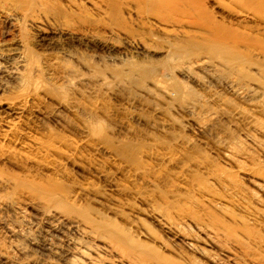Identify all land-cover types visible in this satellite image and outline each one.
<instances>
[{"label": "bare ground", "instance_id": "obj_1", "mask_svg": "<svg viewBox=\"0 0 264 264\" xmlns=\"http://www.w3.org/2000/svg\"><path fill=\"white\" fill-rule=\"evenodd\" d=\"M65 1L70 5L65 4L67 9L76 7L75 2ZM187 1H192L194 15L202 16L203 0H134L137 9L145 14V20L153 21L165 33L166 40L158 51L167 55L159 65L151 61L141 62L136 71L141 79H154L153 89L142 88L143 94L152 92L154 100L165 99L166 111L185 114L186 124L197 134L216 133V153L221 152L224 165H233V171L218 162H211L197 149L193 140L182 136H176L173 141L182 148V153L192 154L187 157L174 155L173 145L149 137L148 149L125 148L121 152L111 149L107 143L106 127L101 120L97 121V118H103L101 109L93 107L87 110L84 106L82 109L76 99L78 91L75 87L84 80L75 75L76 71L70 70L66 63H84L83 56L79 55L81 49L92 53L95 49L106 50L113 46L108 47L92 32L88 34L87 30L73 24L74 17L78 18V15L76 11V14L74 11L70 13V9V14H67L62 0V3L59 0H0V15L8 18L20 16L34 26L58 21L56 28L50 31L38 30L44 52L41 67L38 66V55L22 51L17 54L11 68L0 70L8 78L25 85L26 93L31 88L22 100L6 102V110L0 114V164L7 163L25 171L17 175L0 168V264H264V167L261 166L263 163H256L257 155L253 157L254 153H250L252 147L262 155L260 157H264V0H224L227 2L224 10L230 15L228 20H218L211 14L212 17L206 19L204 16L205 19L199 18L194 24H190L191 20L188 24L187 21L164 18L166 11L169 15L173 13L166 7L167 3ZM85 2L91 11L100 13L104 12L102 6L110 1ZM187 24L195 26L197 32L194 37L197 38L190 39L186 35L184 25ZM241 24H246V27ZM129 44L138 55L157 53V49L154 46L155 49L150 48L151 45H147L143 38L138 41L130 39ZM109 59L113 60L112 57ZM40 72L46 80L54 79L60 83L47 89L40 77L33 78ZM175 73L181 75L186 83L177 80L172 83ZM188 84L205 89L207 93L209 91L208 97H203L193 88L191 90ZM42 87L56 98L58 109L82 111L92 119L82 129L85 134L82 147L92 145L94 152L108 155L120 164L119 171L128 173L136 182H146L150 173L168 171L181 165V159H186L187 164L180 168L178 176L175 175L188 187H185L188 190L184 195L176 192L156 196L158 202L153 201L154 192L146 197L140 193L138 197L148 206L147 217L162 229L173 245L161 239L138 217H133L132 214H139V211L135 213V207L125 205L116 208V202L112 205V201L106 212L91 204L80 205L82 198L93 197L97 202L105 201V198L89 187L78 188L79 185L72 192L69 180L70 185H66L58 178L43 179L35 170L33 173L31 168L28 170L27 167L31 166L43 174L48 171L61 178L66 174L61 163L51 165L48 161L51 154H60V147L68 143L56 137L37 139L17 131L28 111V98L36 96ZM234 101L244 106H234ZM159 112L158 115L166 117L167 112ZM229 120L233 124L245 125L243 136L252 146L246 142L247 149L242 141L231 137L221 127L223 121ZM175 125V121L170 120L158 128L163 134L176 129L182 133L183 126L177 128ZM13 137L14 144L27 152L19 155L26 165L21 159L16 160L12 150L3 149L6 143L13 142ZM78 148H73V152L67 151L66 162L77 159ZM149 162L155 163V168ZM194 170L198 171L186 179L185 175ZM155 177L163 180L157 174ZM244 181L254 189L246 188L248 184L245 187ZM123 191L116 189L115 192L121 195ZM125 210L132 216L126 215ZM2 235L9 240L5 239L8 246L4 244Z\"/></svg>", "mask_w": 264, "mask_h": 264}, {"label": "rangeland", "instance_id": "obj_2", "mask_svg": "<svg viewBox=\"0 0 264 264\" xmlns=\"http://www.w3.org/2000/svg\"><path fill=\"white\" fill-rule=\"evenodd\" d=\"M59 1L60 3L63 2L64 3L63 5L67 3L65 0L64 1L62 0V2L61 0ZM71 1L75 2L76 5L74 3L73 4L76 7H72L71 8L72 11H71L70 8L68 9L66 8L67 6L68 7L70 6L67 3L66 4L67 6L65 5V8L67 10L65 9V11L68 12L69 9H70L69 11L70 13L73 11L75 13L76 11L77 14L76 13L75 14L78 15V18L73 16L75 18L74 21L72 19L73 24H76L77 26L81 27L84 31L87 30L88 34H90L89 31L92 32L95 36L99 38V40L101 41L103 40L105 43H107L106 45H108V47L110 46L114 47V48L111 47L112 49L107 48L106 50L105 48L102 49L98 48V50L97 49L93 50L92 53L88 51L85 53L81 49L79 50V55L83 56L85 60L84 63L78 64L72 61H68L66 63L67 67L70 70H72L73 72L76 71L75 73L77 74L75 75L81 76L82 79L84 80L83 83L81 82L79 85L78 84L76 85L78 88L75 87V89L78 91L77 92L78 94L76 93L77 94L76 99L78 103L80 102L79 104L82 106V109L83 106L84 109L88 108L87 110L93 107L94 109L97 110L101 109L100 113H102L101 115H103V118L100 119L99 117L97 118L98 120L97 119L96 120L97 121L101 120L102 123H104L108 133L107 143L110 144L109 146L111 147V149H114V151L120 150L121 152L122 150L124 151L125 148L131 149L137 147L138 148L147 147L148 145L147 142L149 139H153V140L158 139L159 141L161 140V142L167 143V145L168 144L170 146L173 145L172 151L174 155L187 157L192 154H188L184 151L186 153L184 155V152L182 153V148L177 146L175 144V141H173L174 138H177L176 136L178 137L182 136L188 138L189 140L190 139L193 140L194 144L197 146V149L200 150L201 153L204 154V156L206 155L210 161L212 160L211 162H215V163L218 162L217 164H220V166L223 165L224 167H226L227 170L230 171L235 170V167L233 165H226V163L224 165L223 163L224 161L221 157L222 156L221 152L217 151L216 153L215 147L218 146V140L216 139L217 136L215 135L216 133L214 134L213 132H209L206 134H197L193 130V128L188 127L189 125L186 124L187 116L185 114L182 113L176 114L166 111V106L164 103L165 99L163 100V98H158V100H154L155 96L152 94V92L150 95L143 94L144 90H142V88L150 89L152 87L151 85L153 84L154 79L153 80L148 78L141 79L139 77L140 74L136 71L137 66L141 62L144 63L146 61L147 62L151 61L154 64L159 65L160 63L166 60L167 55L165 53L159 52L161 51L159 47H161L160 45H162V43L164 44L163 41L166 40L165 38L166 35L164 32L158 29V25L154 24L153 21L151 22V20L150 21L145 20L146 19L145 14L142 13V11H140L139 9H137L134 0H109L110 2L108 4H104L102 6V10L104 12H100V13H97L94 10L91 11L92 8L89 9L90 6L88 5V3L85 2V0H71ZM203 1H204L203 6L204 5L205 6L203 8L204 13H202V16L201 14L195 16L194 15L195 12L193 13L192 11L193 9V3H191L192 1H187L185 3L184 2L167 3L166 7L171 8L173 13L169 15L166 11L164 18L175 19V20L179 19V21H184V22L187 21L186 23L188 24L190 23V20H191L190 24H194L195 22H197L199 18L205 19L204 16H206L207 19L211 15L218 20L230 19V15L226 13L228 11L224 10L225 5L227 3L226 1L224 0H218V1L203 0ZM219 1L221 6L219 5ZM63 5H62V9H64ZM77 6H79V8ZM206 10L208 11V13ZM69 12L67 14H70ZM12 18L13 17L8 18L7 16L0 15V70L3 67L11 68L12 64H14L13 61L14 60L16 61V59L18 58L17 54L21 53L22 51L26 53L33 52L36 55H38L40 61L38 66L41 67L43 63L42 61L44 60V56H43L44 52H42L43 51V48L41 47L42 42L40 43L41 35L38 33V30L42 28V30L50 31L51 29L56 28V26L58 25L57 24L58 21L55 20L56 21L55 22L53 20L48 23L43 22V24L41 23V26L39 25L34 26L30 22L23 20L20 16H15L13 18L14 20ZM187 25H184L186 26L184 29L186 35L190 36L189 37L190 39L197 38L194 37L196 36L195 33L197 32L195 26L193 25L187 26ZM241 25L244 27L246 24H241ZM262 30L264 33V28ZM87 32L85 34H87ZM129 38L132 40L134 38V40L136 41L140 40V38L141 39L143 38V41L147 45L149 44L151 45L149 46L150 48L155 47L157 49L156 51L158 54L157 53L152 54L151 56L150 55L147 56L146 54L145 55L142 54L138 55V53L136 54V52H134L135 50L133 51V47H131L129 44V40H130ZM184 38L188 39L186 38L185 35ZM80 51L83 53H81ZM94 52L96 53V55ZM109 57H112L113 60H110ZM128 73L131 74L130 77H128ZM37 75L38 76L33 75L34 76L33 78L36 80L38 79V77H40L39 79H41V81H44L47 89L53 88L58 83L54 79L46 80L47 78H45V76H43L44 74L41 72L39 74L37 73ZM172 77H174L172 83H175L176 80L182 83L185 81L186 83V80H184L183 77L178 73L173 74ZM97 78L101 80H97ZM53 80L55 81V83H53L54 82ZM207 82L209 83V79L207 80ZM188 86L191 88V90L194 89L195 92L197 93L200 92L203 97H206L209 94V91L207 93L205 89L202 90L191 84H188ZM25 88H26L25 85L23 84L21 85L20 81L12 80L8 78L7 75L3 74L0 71V114H3V112L6 110V105H5L6 102L20 101L24 96L26 97V95L30 93L31 88L30 89L28 88V93L24 91L26 90ZM46 88L42 87V90L40 89L37 92V95L34 96L35 98L34 97H31V99L28 98V100H30L28 104L29 108L26 115L21 120L20 122L21 124L17 126V131L23 133L22 135H28L31 137L34 136V138L37 137V139L38 137L40 138L44 137V139L47 138L52 139V137L54 139V137H56L58 140L61 139V141L62 140L63 142L65 141L64 142L65 144L68 143L69 145L67 144L65 146L63 144L64 147H60V150H62L60 154L59 152L55 154H51L50 160L48 161V163L51 165L54 164L60 165L61 163L62 171L66 173L65 176L67 177L65 178L64 176L63 177L64 180H63V178L56 177L53 175L52 172H48V171L47 172L44 171L43 174L39 172L40 170L38 171V169L31 166L27 167L28 170H30L31 168L30 171L32 173L35 170L34 172H36L37 176L39 175V177L41 176L43 179H46L47 177H55L60 179L61 182H64V184L66 185L72 184L70 185V190H72V192L76 191L79 185L78 188L89 187L93 189L95 193L101 194V196L105 198L103 199L105 201H102L101 199L98 200L99 202L93 201V197L82 198L79 201L80 205L91 204V206L95 207L96 209L106 212H108L107 207L112 201H114L112 205H114V203L116 202L115 204L116 208L125 205L135 207L136 210L135 213L139 211L138 215L132 214L127 210H125L124 213L128 216L132 214L133 217H138V219L141 222H143V224L147 225L149 229L151 228L152 230H154L153 232H156L157 235L161 237V239H163L164 241L167 240L166 242H168V244L173 245V242L169 240L168 236L162 231V229H159V227H157L147 217L148 206L145 205V202L143 203V201H140L141 199L138 197H140V193H142L141 196L146 197L149 195V193L153 194L154 192L152 197L154 199L153 201L158 202L159 199L157 198L159 196L161 197L166 195L168 196V193L170 194V193L179 192L178 194L184 195L187 192L188 187L187 185H183L182 183H180L179 182L180 180L176 176L180 174L181 172L180 168L183 167L184 164H187L186 159L185 158L181 159L183 161L181 165H179L178 167H174L173 169H169L168 171L159 170V172L155 173L158 176L162 177L163 180H158V178L155 177V174L150 173L148 181L136 182V180L129 177L130 175L128 173L125 174L119 171L120 164L118 162H114L108 155L104 153L94 152L95 149L94 147H91L92 145L88 147L86 146L82 147L83 144L82 141H85V134L82 133V129L87 127L88 122L91 118H89L88 117L89 115L85 114L82 111L76 110L75 112L74 111L68 112V110H64V109L60 110V108L58 109V107L56 106L57 103L55 101L56 98H54L52 94H49L46 91ZM223 92L224 91L222 90L221 93ZM227 97L229 98L230 96L227 95ZM234 102H235L233 103L234 106L238 105V102L236 101ZM238 106L243 107L244 105L239 104ZM161 108H163V110ZM155 110L157 112L159 111L167 112V115H165L166 117L164 116L165 118H163L162 116L158 115L157 112L155 113ZM55 111H57V114L55 113L52 114V112ZM170 120L175 121L176 124L175 126L177 128L183 126V128L181 129L182 133H178L177 129L175 131H170L169 134L167 133L163 134L160 131V128H158L159 125L163 124L165 121H170ZM236 123L235 122L234 124L230 123V120L223 121L221 127L226 129L227 133L231 137L242 141L243 145L247 143H248L247 145H250V143L247 140H245L246 139L245 136H243L245 125L242 126L243 124H241L240 126L239 125L240 123L239 124ZM185 125L187 126L184 127ZM14 138L15 137L11 138L13 139L12 140L13 142L6 143L8 146L6 145L5 147L4 144L5 148L3 149L5 151L12 150L14 152L13 155L16 158V160L19 159L20 161L21 159L23 165H26L23 162L24 159L22 157H19L20 153L25 154L26 151L25 149L22 150L19 146H16L14 144L15 142ZM214 141L216 143H214ZM76 147H79L76 152L77 161L74 160L72 162H66L65 154H67V151L73 152L71 150L72 149L75 150ZM246 148L248 149V146H246ZM18 149L21 150L19 151ZM250 150H251L250 153L255 154V155L252 154L253 157L257 155L255 157L256 163L258 164L263 163L261 166L264 167V162H263L264 157L263 158L260 157L261 154L258 152L257 154L255 151H253L252 147ZM148 164L151 167L155 168L154 167L155 163L149 162ZM0 168H2V170H4L5 172L8 171V173L12 172L17 175H22L25 172L22 171L24 170L23 168L13 167L7 163H1ZM197 171L198 170H194L193 173L185 175V178L189 179L192 176V174H194V172ZM40 173L43 175H40ZM68 180L70 184L69 182H67ZM244 182H245L244 186L245 185L247 186L248 184V187L245 186L246 188L254 189L253 186L249 185V183H247L246 181ZM116 189L124 190L122 192L123 195L122 194L119 195L118 193H116L115 192ZM174 190L176 191L174 192ZM125 191L127 193H125ZM159 193H162L164 195L162 194L159 195ZM156 196L157 198L155 200ZM107 200H109V202ZM111 207L115 208V206H111ZM2 238L4 244L8 246L9 240L5 238L3 235ZM5 239H7L8 241H6ZM214 251L212 253L215 254L217 251L216 252ZM216 254L220 255L218 252ZM220 257L222 258L223 256L220 255Z\"/></svg>", "mask_w": 264, "mask_h": 264}]
</instances>
